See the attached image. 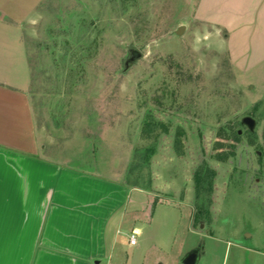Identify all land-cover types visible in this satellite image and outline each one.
<instances>
[{"label":"rangeland","instance_id":"rangeland-1","mask_svg":"<svg viewBox=\"0 0 264 264\" xmlns=\"http://www.w3.org/2000/svg\"><path fill=\"white\" fill-rule=\"evenodd\" d=\"M197 1L0 0L43 143L138 191L119 264H181L195 248L196 264H264V40L236 33L230 58L226 33L195 20ZM130 48L142 57L124 71ZM220 128L240 132L225 163L212 158Z\"/></svg>","mask_w":264,"mask_h":264},{"label":"crops","instance_id":"crops-1","mask_svg":"<svg viewBox=\"0 0 264 264\" xmlns=\"http://www.w3.org/2000/svg\"><path fill=\"white\" fill-rule=\"evenodd\" d=\"M194 12L205 27L226 33L230 58L241 52L231 45L236 33L257 31L264 40V0H198ZM0 27V264H119L117 235L138 221L135 208L126 218L137 190L43 143L20 32Z\"/></svg>","mask_w":264,"mask_h":264},{"label":"trees","instance_id":"trees-1","mask_svg":"<svg viewBox=\"0 0 264 264\" xmlns=\"http://www.w3.org/2000/svg\"><path fill=\"white\" fill-rule=\"evenodd\" d=\"M216 140L212 143V151L214 152L212 158L219 163H225L229 158L234 156L235 144L239 142V137L237 132L233 129H218L215 133ZM248 145L253 146V141L251 138L248 139ZM203 170L200 169L201 174ZM203 173L206 175L207 179H211L213 173L212 171L205 169Z\"/></svg>","mask_w":264,"mask_h":264},{"label":"water","instance_id":"water-1","mask_svg":"<svg viewBox=\"0 0 264 264\" xmlns=\"http://www.w3.org/2000/svg\"><path fill=\"white\" fill-rule=\"evenodd\" d=\"M184 31H185V27L183 25L178 26L174 31V35L180 36ZM141 57L142 54L137 49L135 48L128 49L127 58L122 63L123 70L126 71L132 64H134ZM255 124H256L255 121L248 116L243 117L239 122V125L241 127H245L249 133H253ZM237 134L239 135L240 132L238 131ZM200 227H202V225H200ZM200 252H201L200 248H195L191 250L181 259V264H196Z\"/></svg>","mask_w":264,"mask_h":264},{"label":"built area","instance_id":"built-area-1","mask_svg":"<svg viewBox=\"0 0 264 264\" xmlns=\"http://www.w3.org/2000/svg\"><path fill=\"white\" fill-rule=\"evenodd\" d=\"M136 234L134 233V232H131L130 234H129V236H128V244L130 245V246H133V245H135L136 244ZM263 255H264V250H263Z\"/></svg>","mask_w":264,"mask_h":264}]
</instances>
